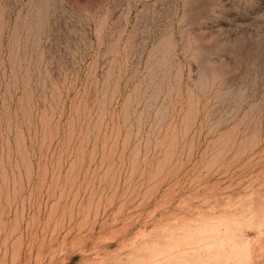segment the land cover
<instances>
[{"label": "rangeland", "instance_id": "374dc122", "mask_svg": "<svg viewBox=\"0 0 264 264\" xmlns=\"http://www.w3.org/2000/svg\"><path fill=\"white\" fill-rule=\"evenodd\" d=\"M0 264H264V0H0Z\"/></svg>", "mask_w": 264, "mask_h": 264}]
</instances>
